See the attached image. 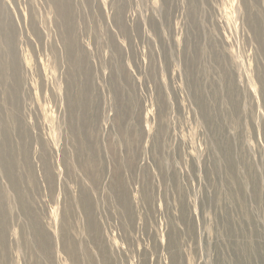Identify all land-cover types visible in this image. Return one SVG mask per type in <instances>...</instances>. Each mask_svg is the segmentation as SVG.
I'll use <instances>...</instances> for the list:
<instances>
[{"label": "rangeland", "instance_id": "obj_1", "mask_svg": "<svg viewBox=\"0 0 264 264\" xmlns=\"http://www.w3.org/2000/svg\"><path fill=\"white\" fill-rule=\"evenodd\" d=\"M0 1V264H264V0Z\"/></svg>", "mask_w": 264, "mask_h": 264}, {"label": "bare ground", "instance_id": "obj_2", "mask_svg": "<svg viewBox=\"0 0 264 264\" xmlns=\"http://www.w3.org/2000/svg\"><path fill=\"white\" fill-rule=\"evenodd\" d=\"M0 4H1V1H0ZM9 34V32L8 31H6L5 32V35H8ZM13 44H14V42H13ZM13 49L14 48H12V47H10L9 48V50H10V55L12 56V59H11V68H7V67H5L3 64H2V61H4V60H2V61H0V71L1 72H4V71H10L11 72V74H15V75H17L18 76V74L25 68L26 70L28 69V65H25L23 62H22V60H21V58H20V55H18L17 53H16V51H13ZM8 55V54H7ZM9 55V56H10ZM6 62V61H5ZM0 72V79L1 80H3V79H5V77H3V76H1V73ZM16 80H18V79H16Z\"/></svg>", "mask_w": 264, "mask_h": 264}]
</instances>
